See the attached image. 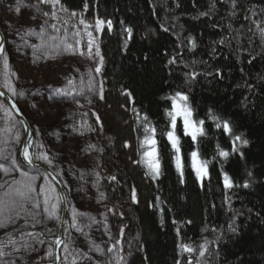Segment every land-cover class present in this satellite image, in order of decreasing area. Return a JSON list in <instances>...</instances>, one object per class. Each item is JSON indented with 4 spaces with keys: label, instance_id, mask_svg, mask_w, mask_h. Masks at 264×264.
I'll list each match as a JSON object with an SVG mask.
<instances>
[{
    "label": "trees",
    "instance_id": "trees-1",
    "mask_svg": "<svg viewBox=\"0 0 264 264\" xmlns=\"http://www.w3.org/2000/svg\"><path fill=\"white\" fill-rule=\"evenodd\" d=\"M61 3L69 10H85L90 17L112 21V29L105 26L101 33L102 85L111 106L126 108L121 112L128 125L126 132L119 134L120 150L112 151V156L101 141L92 142L90 145L95 147L87 150L95 155L89 158L93 168L98 160L102 161V155L112 158L111 164H98L104 179L99 206L105 199L110 200L114 212H107L109 227L114 225L123 240H138L141 244L142 255L131 264H264V0ZM127 27L133 30L131 38L125 31ZM189 36L195 38V48L187 42ZM8 52L6 37L5 55H10ZM173 57L175 63L169 64ZM192 72L198 74L195 79L190 78ZM176 91L188 95L193 118L205 120L206 133L194 144L177 121L176 134L184 158L182 179L166 136L169 117L165 110L171 108L167 97ZM3 108L6 117L18 122L5 103ZM210 110L228 119L234 133L243 134L249 141L240 148L243 155L232 152V137L215 127ZM137 114L141 118L147 115L157 129L161 172L155 179L141 162L144 133ZM97 124L94 116L77 125L82 128L80 137L90 138ZM60 128L58 133L66 135ZM47 132L48 144L57 139L54 130ZM39 133L42 139L43 130ZM6 145L12 142L6 139ZM217 145L229 151L227 159L217 156ZM79 148L71 149L75 154L81 153ZM194 149L210 162L209 174L202 183L191 167L189 154ZM62 166L60 172L64 171ZM224 172L229 174L233 187H224ZM112 176L115 181L110 179ZM245 182L248 187H244ZM182 244L194 251H182ZM201 246L205 249L203 256Z\"/></svg>",
    "mask_w": 264,
    "mask_h": 264
},
{
    "label": "rangeland",
    "instance_id": "rangeland-1",
    "mask_svg": "<svg viewBox=\"0 0 264 264\" xmlns=\"http://www.w3.org/2000/svg\"><path fill=\"white\" fill-rule=\"evenodd\" d=\"M53 11L56 13L55 16L52 15ZM72 13L76 15L73 16ZM96 19V17L88 16L85 10L72 11L65 8L61 0L55 6L51 2L40 3V0H0V23L8 39V54H10L5 55L8 61L7 68L4 67V57L2 58L0 82L4 88L6 84L12 85L17 95L13 96L7 87L5 89L20 105L32 124L35 159L39 154L47 153L53 160L51 167L46 161L36 160L56 173L59 171V166L65 165L62 166L64 171H59V176L68 195L69 213L65 226L67 231H64V241L61 246L60 264H97V262L99 264H121L122 262L129 264L130 262L131 264L139 260L142 255V246L138 240L133 242L123 240L117 235L114 225L111 224L112 227H109L107 212H114L113 203L105 199L99 206L102 203L99 197L100 192L104 190V179L98 171L101 168V166L98 168V164L102 161L111 164L112 158L107 156V159L102 155L104 157L102 161L98 160L97 166L93 168L89 158L95 155L88 154L87 150L92 142L97 144L101 141L112 156V151L120 150L122 142L119 141V134L126 132L128 125L121 112V109L125 112L126 108L124 105H121L120 109L111 106L103 85L104 98L102 100L99 98L103 66L101 72L97 74L95 67L99 63V57L95 56V47L93 57L88 56L87 49L89 39L87 32L90 31L103 56L101 33L95 31ZM81 20L84 21L83 24L80 23ZM52 25L56 27L53 28ZM85 25L89 27L85 29ZM76 31L80 32L79 37L75 35ZM77 40L80 42L79 45ZM42 43L48 47L47 56L44 55L43 49L33 48V45L38 46ZM68 45L72 47L69 48ZM89 79L95 85V92L88 90ZM69 80L73 81L72 85L68 84ZM73 87L76 92L72 95L56 96L53 91L57 88L71 91ZM81 88H83L82 92ZM20 92L24 95H18ZM93 113L100 116V123L95 127L96 132L85 140V136L80 137L79 130L82 133V128L80 129L77 125L87 118L94 119ZM178 120L182 123L181 118L178 117ZM60 127L66 135L58 133L57 130H60ZM6 129L11 131H5ZM40 129L44 134L42 139L39 135ZM53 130L57 133V139L48 144L46 141L48 137L45 138L49 134L47 131ZM17 134L20 137L19 143L14 139ZM23 136V126L6 117L4 108H0V151L6 154L14 153L16 160L21 162L20 150ZM6 139L8 143L12 142L11 146H3ZM78 145H80L81 153L74 154L71 148ZM126 160L130 161V158L127 157ZM0 163L12 167L10 159H0ZM22 170L31 175L41 173L40 179L36 181L37 191H39V185L44 183L42 174L45 172L27 167L24 163ZM18 178L19 172L15 170L8 175L0 170V183L5 180L11 182L12 179ZM73 208L83 214L77 217L78 226L75 228L70 226ZM39 211L40 223L35 226L31 217L21 215L15 223H11L4 216H0V222L6 225L0 228V245H3L5 251L11 254L4 258L6 264H37L52 259V255L49 256L47 253L49 249L52 252L53 238L59 220L48 219L43 213V205ZM111 221L113 223L112 219ZM33 232L40 235L38 237L28 235ZM10 238L15 241L14 244L7 243ZM117 240L120 241L119 245L112 253H109L107 249ZM40 259L43 260L38 261Z\"/></svg>",
    "mask_w": 264,
    "mask_h": 264
},
{
    "label": "snow or ice",
    "instance_id": "snow-or-ice-1",
    "mask_svg": "<svg viewBox=\"0 0 264 264\" xmlns=\"http://www.w3.org/2000/svg\"><path fill=\"white\" fill-rule=\"evenodd\" d=\"M51 2L53 6L56 4H59L60 0H40V3H49ZM88 5L85 4V8H87ZM45 15H48L45 13ZM53 16L56 15L55 11L52 13ZM73 16H75V13H72ZM81 24L84 23L83 20L80 21ZM105 26L110 31L113 27L111 20H103L97 18L95 21V31L97 33H102L105 29ZM53 28H55V25H52ZM89 26L85 25V29H87ZM59 31V29H57ZM127 32L129 38H131L132 35V28L127 27L125 29ZM37 34V33H33ZM42 35V33H40ZM75 35L77 37L80 36V32L76 31ZM87 36L89 37L87 41V49H88V56L93 57V48L95 47V56L99 57V63L95 67V72L99 74L102 70L103 61L104 58L100 54V49L98 44H96V39L93 37L92 32H87ZM192 48L196 47L195 38L189 36L187 41ZM223 41H221L222 43ZM79 40H77V45H79ZM67 47H72V45H68ZM33 48L35 50L43 49L44 55L47 56L49 54L48 47L45 44L41 45H33ZM0 56L4 57V67H8V61L7 57L5 56V44L2 38H0ZM176 57H173L171 60H169V64L175 63ZM219 73V70H217ZM190 78L195 79L198 75L195 72H192L189 74ZM73 81L69 80L68 84L72 85ZM6 87L8 88V91L12 93L13 96L17 95L15 89L12 87L11 84H6ZM88 90L89 92H95L96 88L93 84V81L89 79L88 82ZM56 96L60 95H72L73 92H76V89L73 87L71 91H67L66 89H54L53 90ZM83 91V88L80 90ZM125 93L127 95H131L130 92H128L125 89ZM79 94V93H77ZM99 98L102 100L104 98L103 96V87L101 82V87L99 89ZM18 95L23 96L24 93L20 92ZM0 98H6L8 100H11V97H6L5 92L0 91ZM167 99L171 100V108L166 109L165 113L169 117V130L166 132L167 140L169 144L171 145V148L174 153V163L177 171L179 172L181 179L183 178V169H184V158L181 152V144H180V137L176 134L177 133V118H181L182 125H183V133L185 136H189L192 140V142L195 144L198 142L199 138L205 136V120L200 119H194L193 118V109L189 103V97L186 93L182 91H176L174 94H171ZM78 102V101H77ZM91 103V101H89ZM4 107L3 101H0V108ZM11 109H14L17 113H20V109L16 107V103H11L10 105ZM135 111V110H134ZM22 115V113H21ZM93 115L96 116V122L100 123V116L96 113H93ZM209 118L215 123V127L217 129H223V132L226 134H229L232 137V152H239L240 155H243L242 152H240V148L243 146H247L249 141L244 138L243 134H235L233 131V127L231 122L228 119H225L223 117L217 116L215 113L209 111ZM138 123L143 127V140L141 142L140 147L144 149L143 154L141 156V162L146 166L148 169V174L152 176L153 179L159 177L161 172V162H160V153L158 149V141L156 139V132L157 129L155 126L151 124L149 121L147 115L143 116L142 118L137 114ZM20 123H25V121H20ZM102 127V125H101ZM94 130V129H90ZM5 131H11V129H6ZM14 139H16L17 143L20 142V137L17 134ZM32 146L31 140H28L23 148H22V157L23 161L18 162L15 158L14 153H5L0 151V159L8 160L10 159V163L12 167H7L5 164L0 163V170H3L5 175H8L13 170L19 172V178L18 179H12L11 182L8 180H5L4 182L0 183V189H4V191H0V216H4L9 222L15 223V220L18 219L21 215H24L25 217H31L34 221V225L40 223V220L38 217L40 216V209L41 205H43V213L46 214V217L48 219H61L60 217V206L61 201L65 199V197L61 194H58L56 192V186L52 183V181L49 179L50 176H52L51 172H45L43 173V181L44 183L39 185V191H37L36 181L40 179L41 173H37L35 175H31L26 171L22 170V164L23 162H26L27 164L31 165L33 163V156L30 153L29 149ZM125 147H128L127 142H125ZM41 147H43L41 145ZM95 147L94 145H89V148ZM217 156L220 158L227 159L230 155L229 151L224 150L223 148H220L219 145H217ZM190 162L191 167L193 171L195 172V175L198 180L203 182V180L208 176V164L210 163L206 159H202L201 155L198 151V149H194L190 154ZM36 159H40L43 161H46L47 164L51 167L53 164V160L49 158L47 153H41L39 154ZM59 171L57 172V175H59ZM249 176L252 175L251 172L248 173ZM52 179H55V176H52ZM112 181L116 180L115 176L110 177ZM223 180H224V187L225 188H231L233 187V182L227 172L223 173ZM248 182H245L244 187H248ZM42 198V199H41ZM132 199L136 200V193L135 190L132 192ZM79 215H83L82 213H78L74 208L72 209L71 216H72V223L71 227L75 228L77 227V217ZM122 216V213H121ZM65 223H67L65 221ZM6 225L3 222H0V228H4ZM67 231V229H65ZM123 233V230L121 229V234ZM30 236L38 237L40 233H28ZM9 244H14L15 241L11 238L7 241ZM39 243H43V241H39ZM56 245H60L62 241L57 238L55 241ZM120 241L117 240L116 243L112 244L111 247L107 249L109 253H112L116 248L117 245H119ZM182 251L191 253L194 251L192 247H190L187 244H182L181 246ZM65 250H67V245H65ZM15 251H19V249H15ZM205 254L204 246H201L200 255L203 256ZM11 254L5 251V248L3 245H0V264H6L5 259L6 257L10 256ZM47 255H52L51 249H49ZM57 260H59V256L56 257ZM122 259V257L120 258ZM99 264V262H97ZM179 264V262H178ZM191 264V262H189Z\"/></svg>",
    "mask_w": 264,
    "mask_h": 264
},
{
    "label": "water",
    "instance_id": "water-1",
    "mask_svg": "<svg viewBox=\"0 0 264 264\" xmlns=\"http://www.w3.org/2000/svg\"><path fill=\"white\" fill-rule=\"evenodd\" d=\"M0 38L3 39L4 44H5L6 35H5V33L1 27H0ZM0 91L5 92L6 97H11V100H8L6 98H1V99L8 106V108L14 114L16 119L19 121V123H20V121H25V123H20L24 128V136H23V141H22L21 150H20L21 160L23 161V157L21 155L22 148L28 140H31L32 146L30 147L29 151L33 156V163L31 165L27 164L26 162H23V163L30 168L40 169V170H43L44 172H51L52 176H55V179L53 180L52 176H50L49 179L56 186L58 194H61L65 197V199L61 201V206H60V217H61V219H59L57 234L53 239L52 259L50 261H44V262L37 263V264H59L60 259H61L60 249H61V245L64 241V231H65V226H66L65 221H67V218H68V204H69V202H68V197H67L65 188H64L61 180L50 169H48L45 165H43L40 162L35 160L34 151H33L34 131H33V127H32L31 122L29 121L28 117L26 116V114L21 109L20 105L16 102V100L1 85H0ZM13 102L16 103V107L20 109V113H17L14 109L10 108V105ZM21 113H22V115H21ZM57 238H59L62 241V243L60 245H56V243H55ZM57 256H59V260L56 259Z\"/></svg>",
    "mask_w": 264,
    "mask_h": 264
}]
</instances>
